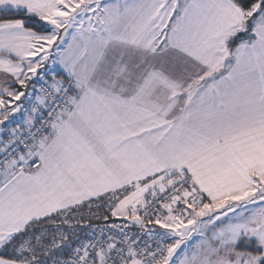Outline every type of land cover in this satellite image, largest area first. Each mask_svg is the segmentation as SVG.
<instances>
[{
  "label": "snow or ice",
  "instance_id": "6c2138e0",
  "mask_svg": "<svg viewBox=\"0 0 264 264\" xmlns=\"http://www.w3.org/2000/svg\"><path fill=\"white\" fill-rule=\"evenodd\" d=\"M0 264H264V0H0Z\"/></svg>",
  "mask_w": 264,
  "mask_h": 264
}]
</instances>
